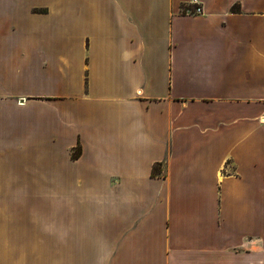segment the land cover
Masks as SVG:
<instances>
[{
  "label": "crops",
  "instance_id": "crops-1",
  "mask_svg": "<svg viewBox=\"0 0 264 264\" xmlns=\"http://www.w3.org/2000/svg\"><path fill=\"white\" fill-rule=\"evenodd\" d=\"M190 1L0 0V264H264V0Z\"/></svg>",
  "mask_w": 264,
  "mask_h": 264
},
{
  "label": "built area",
  "instance_id": "built-area-1",
  "mask_svg": "<svg viewBox=\"0 0 264 264\" xmlns=\"http://www.w3.org/2000/svg\"><path fill=\"white\" fill-rule=\"evenodd\" d=\"M180 12L184 14H190V15L201 14L202 6L196 0H191L188 4L180 8Z\"/></svg>",
  "mask_w": 264,
  "mask_h": 264
},
{
  "label": "trees",
  "instance_id": "trees-1",
  "mask_svg": "<svg viewBox=\"0 0 264 264\" xmlns=\"http://www.w3.org/2000/svg\"><path fill=\"white\" fill-rule=\"evenodd\" d=\"M232 11H238V8L236 5L232 6ZM81 154V148L80 146H77L73 151H72V157L76 158L78 157L79 155ZM157 173V166L154 165L153 168H152V174H155Z\"/></svg>",
  "mask_w": 264,
  "mask_h": 264
},
{
  "label": "rangeland",
  "instance_id": "rangeland-1",
  "mask_svg": "<svg viewBox=\"0 0 264 264\" xmlns=\"http://www.w3.org/2000/svg\"><path fill=\"white\" fill-rule=\"evenodd\" d=\"M237 8H238V6H237Z\"/></svg>",
  "mask_w": 264,
  "mask_h": 264
}]
</instances>
